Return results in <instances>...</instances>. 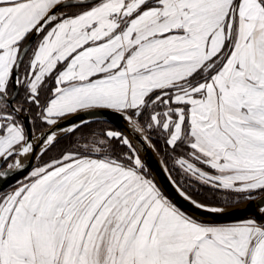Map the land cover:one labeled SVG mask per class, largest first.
Here are the masks:
<instances>
[{"label": "snow or ice", "instance_id": "obj_1", "mask_svg": "<svg viewBox=\"0 0 264 264\" xmlns=\"http://www.w3.org/2000/svg\"><path fill=\"white\" fill-rule=\"evenodd\" d=\"M103 109L130 134L61 126ZM154 135L195 209L220 211L199 186L259 215L178 207ZM0 169L27 172L0 192V264H264V0H0Z\"/></svg>", "mask_w": 264, "mask_h": 264}, {"label": "water", "instance_id": "obj_2", "mask_svg": "<svg viewBox=\"0 0 264 264\" xmlns=\"http://www.w3.org/2000/svg\"><path fill=\"white\" fill-rule=\"evenodd\" d=\"M77 117H82V119L87 122V124L98 120L105 121L111 124L117 130L123 131L125 132V134H130V129L126 121H124L118 115L113 114L111 110L108 109L98 110V114L92 117L85 116L83 115V113H77L73 116H68L63 122H61V126L64 128H69L72 123L80 124L81 121L80 119H77ZM25 123L26 127L30 129L31 123L28 121H26ZM140 155L149 165L152 178L156 180V182L161 186L162 190L165 191V193L169 195L171 199H173L178 207H181L183 210L188 211L190 214L203 216L205 220H210L215 223H231L254 218L259 215V209L261 205L257 199L247 200L235 206L219 208L220 211L216 213H206V210L195 209V206L191 205L189 201L181 197L176 191L175 186L171 184L168 179L167 173L164 171V166L161 163V159L155 152L153 147L145 143L140 149ZM30 163L34 165L36 164V160L32 159ZM30 170L31 168H28V171ZM26 175L27 172H21L20 174L12 172L10 174V177L7 178L6 181L5 179H0V192L8 189L16 182L24 178Z\"/></svg>", "mask_w": 264, "mask_h": 264}, {"label": "trees", "instance_id": "obj_3", "mask_svg": "<svg viewBox=\"0 0 264 264\" xmlns=\"http://www.w3.org/2000/svg\"><path fill=\"white\" fill-rule=\"evenodd\" d=\"M98 128H112L114 130H117L111 124H109L105 121L98 120V121L88 123V128L85 129L84 131L87 133L88 131L96 130ZM79 135H80V133H76L74 136L63 137L61 139L60 144L56 148H52L51 151H49L47 153V155L44 156V160L47 161L50 156H55L57 151L59 150V148H62V147L68 148V147L74 146ZM153 139L157 143V145L160 149V151H157L154 148L155 152L158 154V156L160 157L161 160H162V158L166 159L168 161L169 167L171 168L172 167V160H171V157L166 154L167 150L165 148L163 140L158 139V137L155 135L153 136ZM81 143H83V141H81ZM174 174H175V172H174ZM192 191H193V195L197 196L200 199L207 198L209 201H212L213 203H215L216 207H229V206L240 204V203L245 202L247 200V199H239L238 200L235 196H232L231 202L226 203V202H224V196L218 194L215 198V201H213L211 193H208L207 191L201 192L199 186L193 188ZM217 201H219V202L217 203Z\"/></svg>", "mask_w": 264, "mask_h": 264}, {"label": "rangeland", "instance_id": "obj_4", "mask_svg": "<svg viewBox=\"0 0 264 264\" xmlns=\"http://www.w3.org/2000/svg\"><path fill=\"white\" fill-rule=\"evenodd\" d=\"M21 180H23V178H22ZM21 180H20V181H21ZM15 184H16V183H15ZM15 184H14V185H15ZM14 185H12V186H14ZM12 186H11V187H12ZM7 190H9V188L6 189V190H4V191H7ZM4 191H3V192H4ZM247 200H249V199H247ZM247 200H246V201H247ZM242 203H243V202H242ZM240 204H241V203H240ZM237 205H239V204H237ZM233 206H235V205H233ZM229 207H230V206H229ZM218 208H223V207H218ZM245 220H246V219H245ZM241 221H243V220H241ZM236 222H239V221H236ZM231 223H233V222H231Z\"/></svg>", "mask_w": 264, "mask_h": 264}]
</instances>
